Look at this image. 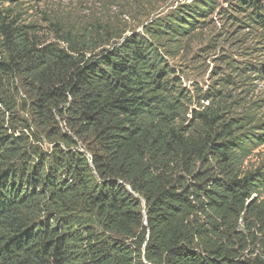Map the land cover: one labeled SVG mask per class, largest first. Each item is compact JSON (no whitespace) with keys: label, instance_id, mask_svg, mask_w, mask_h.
Segmentation results:
<instances>
[{"label":"trees","instance_id":"obj_1","mask_svg":"<svg viewBox=\"0 0 264 264\" xmlns=\"http://www.w3.org/2000/svg\"><path fill=\"white\" fill-rule=\"evenodd\" d=\"M13 1L0 0V264H264V165L243 168L264 122L218 89L195 99L166 47L214 14L264 46V0H194L83 51L40 44ZM244 70L237 84L264 76Z\"/></svg>","mask_w":264,"mask_h":264},{"label":"rangeland","instance_id":"obj_2","mask_svg":"<svg viewBox=\"0 0 264 264\" xmlns=\"http://www.w3.org/2000/svg\"><path fill=\"white\" fill-rule=\"evenodd\" d=\"M193 1L14 0L8 7L14 17L30 27L43 46L66 51L72 46L71 49L83 51L87 45L100 47L98 50L108 49L132 33L143 34L145 26ZM216 3V11L226 7L225 0H216ZM210 19L203 30L189 39L178 45H166L173 54L169 63L195 99L201 94L211 95L218 89L237 105H249L264 122V76L258 81L245 79L246 82L239 84L233 80L235 73L264 64V46L254 32L229 26L216 14ZM245 73V77H252L247 70ZM231 81L233 85H229ZM25 99L20 92L16 101L23 103ZM47 147L45 144L44 148ZM261 165H264V144L252 151L243 168L250 170ZM258 196L264 201V191Z\"/></svg>","mask_w":264,"mask_h":264}]
</instances>
